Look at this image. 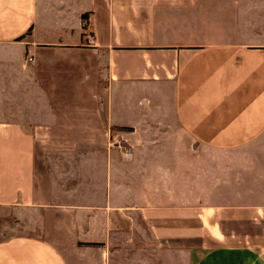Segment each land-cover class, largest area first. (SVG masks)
Listing matches in <instances>:
<instances>
[{
    "label": "crops",
    "instance_id": "0c3cea01",
    "mask_svg": "<svg viewBox=\"0 0 264 264\" xmlns=\"http://www.w3.org/2000/svg\"><path fill=\"white\" fill-rule=\"evenodd\" d=\"M177 251L264 264V0H0V264Z\"/></svg>",
    "mask_w": 264,
    "mask_h": 264
},
{
    "label": "rangeland",
    "instance_id": "374dc122",
    "mask_svg": "<svg viewBox=\"0 0 264 264\" xmlns=\"http://www.w3.org/2000/svg\"><path fill=\"white\" fill-rule=\"evenodd\" d=\"M30 97H32V96L28 95L25 98L23 97L22 100L27 99V104L25 103V105H23L24 107L22 110L26 112V114H23V117H24L23 122H26L27 127L31 130L32 126L35 124L36 120L33 118V115L31 114V108L32 107L29 104ZM25 102H26V100H25ZM27 116H29L30 119L28 118L27 120H25V117H27ZM127 146H125V148H126L125 150L130 151V146L129 145H127ZM153 146L154 145H151V147H153ZM166 147L168 148V145H166ZM163 148H164V146H163ZM167 151H168V149H167ZM50 163L53 164V166L51 164L50 168H52V170L55 173L58 172V169L55 168V164L59 165V167L62 166V165H60L61 163L67 164L66 160H65V156L63 154H58L56 156L53 155V159L52 158L50 159ZM195 179H196V177H195ZM198 179H200V177H197V180ZM29 215H31V214L18 213L16 216H14L15 220L11 223L13 234L19 235V234H23V233L29 231V230H27L28 229L27 223H30L32 221L31 219L29 220ZM4 229H8V228H4ZM180 252L181 251L172 252V253H170V252L165 253L164 252L162 254V256L160 257L159 264H186L185 255L182 254V252L181 253ZM121 258L122 257H120L119 254L115 255L114 256V261H115L114 264H121ZM134 259H136V257H131V264H134V263H132V260L134 262ZM135 264H138V263L135 262ZM150 264H152V263H150ZM156 264H158V263H156Z\"/></svg>",
    "mask_w": 264,
    "mask_h": 264
},
{
    "label": "built area",
    "instance_id": "2783aa9c",
    "mask_svg": "<svg viewBox=\"0 0 264 264\" xmlns=\"http://www.w3.org/2000/svg\"><path fill=\"white\" fill-rule=\"evenodd\" d=\"M30 60H31V58H30Z\"/></svg>",
    "mask_w": 264,
    "mask_h": 264
}]
</instances>
